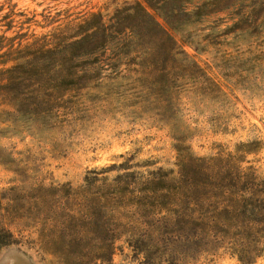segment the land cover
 Instances as JSON below:
<instances>
[{
	"label": "rangeland",
	"instance_id": "rangeland-1",
	"mask_svg": "<svg viewBox=\"0 0 264 264\" xmlns=\"http://www.w3.org/2000/svg\"><path fill=\"white\" fill-rule=\"evenodd\" d=\"M136 1L164 24L155 8L165 0H0V19L13 11L6 36L25 33L30 42L50 39L93 13L107 22L117 8L139 20ZM205 1L173 5L191 12ZM125 27L136 32L134 44L107 46L96 82L59 87L55 104L45 94L38 100L48 102L42 112H17L13 105L18 97L22 106L34 102L29 84L12 86L10 101L0 99V194L13 200L3 204L34 206L23 219L12 213L1 219L12 238L0 248V264H248L205 247L204 235L188 224H104L106 212L98 224L75 222L92 199L76 193L89 172L127 160L140 173L175 171L174 136L201 158L234 155L240 145L252 144L242 167L264 177V5L233 0L176 26L172 35L185 54H172L166 39L135 19ZM5 30L0 26V34ZM38 188L49 190L35 205ZM249 264H264V255Z\"/></svg>",
	"mask_w": 264,
	"mask_h": 264
},
{
	"label": "trees",
	"instance_id": "trees-1",
	"mask_svg": "<svg viewBox=\"0 0 264 264\" xmlns=\"http://www.w3.org/2000/svg\"><path fill=\"white\" fill-rule=\"evenodd\" d=\"M180 1L165 0L159 8H155L164 24L136 1L134 4L139 20L131 14L130 9L117 8L107 22L101 13H93L78 24L57 31L50 39L43 36L30 42L26 41L25 33L6 36L12 28L11 16L14 14L13 11L5 14L0 19V26L6 27L0 34V99L10 101L12 86L25 83L26 87L29 84L35 88V92H32L35 94L34 102L22 106L24 100L18 97L13 105L17 107V112H21L23 107L42 112L48 102L38 100L45 94L50 93L47 94L50 98L53 95L51 101L55 104L59 87L64 85L65 90L76 86L83 88L96 82L106 66L100 65L106 47L110 44L123 47L126 40L134 44L136 32L125 27V21L131 18L145 30L152 28L155 38L166 39L172 54L175 55L178 50L185 54L172 32L186 22L197 21L225 9L233 0H208L191 12L179 6L175 8L173 3ZM166 2L171 3L168 9H165ZM262 5L264 0H257V6ZM183 20L186 22H181ZM24 23H29V19ZM124 29L128 30V35H123ZM76 59L83 61L79 65L69 63ZM46 83L52 86L44 90ZM174 137L175 171L158 168L140 173L133 170L127 160L99 172H89L84 185L76 193L84 199L86 196L92 199L81 218L75 222L82 220L87 224H98L95 219L106 212L104 224H139L146 219H153L156 224H188L201 231L207 248L226 250L240 262L248 264L263 256L264 177L257 175L251 166L242 167L245 155L255 148H251L252 144H242L234 155L201 158L193 155L190 147L185 146L178 136ZM114 170L118 173L113 179L105 176ZM48 190H36L39 200L35 205L43 202ZM4 201L13 202L0 194V224L1 219L10 213L20 220L26 216H23L24 212L34 208L28 207V204L22 208L13 203L4 206ZM11 238L12 234L0 226V248Z\"/></svg>",
	"mask_w": 264,
	"mask_h": 264
}]
</instances>
